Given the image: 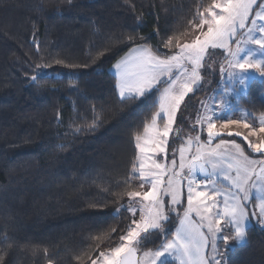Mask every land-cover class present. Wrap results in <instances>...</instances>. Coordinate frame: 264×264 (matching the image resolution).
Instances as JSON below:
<instances>
[{
  "label": "trees",
  "instance_id": "trees-1",
  "mask_svg": "<svg viewBox=\"0 0 264 264\" xmlns=\"http://www.w3.org/2000/svg\"><path fill=\"white\" fill-rule=\"evenodd\" d=\"M210 2L0 0V254L6 264H92L119 246L137 219L125 207L127 192L140 184L132 173L134 137L151 122L158 93L122 102L111 66L135 46L129 36L154 51L159 45V54L175 52L163 42L190 38L198 10ZM37 64L46 67L33 83ZM235 106L250 120L263 114L264 78L252 79ZM229 138L256 156L244 140ZM179 216L165 223L166 238L156 230L142 240L139 255L172 239ZM218 244L223 264H264L261 226L246 227L245 243Z\"/></svg>",
  "mask_w": 264,
  "mask_h": 264
},
{
  "label": "snow or ice",
  "instance_id": "snow-or-ice-1",
  "mask_svg": "<svg viewBox=\"0 0 264 264\" xmlns=\"http://www.w3.org/2000/svg\"><path fill=\"white\" fill-rule=\"evenodd\" d=\"M68 2L71 3V0ZM197 15L198 23H194L193 27L199 34L190 43H181L178 37H170L163 42L164 48L171 49L175 46L176 52L159 54V45L154 51L152 47L136 43V38L129 36V43L135 44V47H130L113 65L115 89L118 90L122 102L139 101L156 93L159 95L149 106V109L157 108L151 116V122L144 125L142 135L136 134L134 137L138 155L136 162L132 164V173L151 187L144 192H127L130 199L140 200L142 206L139 209V219L132 220L134 227L130 226L126 234L120 237L119 246L108 253H100L102 264H169V258L178 261V264H223L224 257L217 242H222L226 248L230 240L237 244L246 242L247 222L251 216L257 215L255 210L248 209L251 199L257 201L258 219L264 220V160L251 159L241 144L224 139L215 147L210 146L212 139L221 135L220 130H229V136L242 135L239 131L233 133L230 130L235 125L249 129L248 135L243 136L248 141L247 148L252 153L264 155V136L260 135L264 134V114L259 117L258 127L244 120L224 118L219 129L212 116H205L198 123H207L208 146L200 143L199 136L189 138V145L195 142L196 149L187 162L186 149H179V169L187 168L188 176L187 207L179 219V226L172 233V239L161 242L155 250L145 251L142 259L136 255L140 242L146 241L152 231L158 230L165 238L168 236L163 222L169 217L164 201L160 199L161 185L166 175V191L171 195V204L181 203V180L177 179L180 172L176 171V160H172L171 174L168 175L167 166L159 163L153 156L166 152L176 113L188 94L201 81L200 69L203 67L202 61L206 52L209 49H224L227 52L230 57L228 79L238 84L241 89H247L248 82L255 78L253 73H259L264 78V3L258 4L257 0H211L202 11L198 10ZM250 17L251 27H248L247 39L243 43L257 46L256 50L245 48L240 40H234L238 29H244ZM232 42L236 44L235 49L231 47ZM55 63L62 64L64 61L57 59ZM35 67L38 74L30 77L33 83L42 78L41 74L46 65L37 64ZM225 71L222 67L221 72ZM158 118L163 121L162 127L158 125ZM249 136L258 139L252 142ZM225 164L227 169L235 171V176L224 171L222 166ZM207 165H211L212 172H208ZM217 169L224 173L223 178L229 180L238 189V193L230 190L224 192L215 186L212 177ZM197 171L205 174L207 178L198 181L195 178ZM209 185L212 186L210 190ZM221 195L222 208L217 200ZM128 210L136 215L135 208L130 207ZM172 210L175 211V208ZM193 214L196 219H193ZM224 231L232 235H223ZM209 239L213 253L211 259L207 258L205 251ZM5 257L6 254H0V264H6ZM92 264H97V261L93 260Z\"/></svg>",
  "mask_w": 264,
  "mask_h": 264
},
{
  "label": "rangeland",
  "instance_id": "rangeland-1",
  "mask_svg": "<svg viewBox=\"0 0 264 264\" xmlns=\"http://www.w3.org/2000/svg\"><path fill=\"white\" fill-rule=\"evenodd\" d=\"M257 2L258 4L264 3V0H257ZM253 15H254V12H253ZM258 23H261V21H258ZM246 25L247 26L244 29H238V33L236 37L234 38V40H240L242 42V46L245 48H251L253 50H256L257 46L252 45L250 43L249 44L243 43V41L247 39V35H246L247 29L248 27H251V17L249 21L246 22ZM205 30H206V26H205ZM198 34H199V31L196 30L195 32H193V35L190 38H186L181 43H190L193 39H195L196 35ZM231 47L235 49L236 47L235 42L231 43ZM229 59L230 57L227 55V52L224 49H209L206 52L205 58L202 61L203 67L200 69L201 81L198 86L194 87V91L188 94L184 102L181 104L180 109L176 113L173 128L170 132L168 143L166 144V152L153 156V158L156 159L159 163L167 166L166 171L168 172V175L171 174V168H172L171 162L173 159H175L177 162L176 171L180 172V176L177 177V179L181 180V186H180L181 187V203L179 205L171 204V195L170 193L166 191L167 178H168L167 175L164 177V180L161 185L160 199L164 201L165 211L169 219H170L171 214H177L179 211V207H182V210H181L182 213L180 214L178 218L179 220L180 217H182L183 215V211L187 207V202H186L187 179H188L187 168H185L184 170L179 169V163H180L179 149L181 147H184L186 149L185 162H187L190 159L191 155L195 153V149H196L195 142L189 145L188 143L189 138H195L196 136H199L200 143H203L206 146H208V143H209L208 137H207V123L205 122L201 124V123H198V121L201 120L205 116H212L213 121L217 123L218 129H219V124L223 122L224 118L244 120L245 122L249 124H254L257 127L259 126L258 121L261 115L254 116V119L250 120L248 118L249 113L246 109L238 108L235 106L239 95L242 93H245L247 89L246 90L241 89L238 84H234L232 81L228 79L227 71L230 70L229 65H228ZM113 65L111 66L110 70L115 75V69ZM222 67L226 70L223 73L221 72ZM253 75L255 76V78H261L259 73H253ZM249 82H248V85H249ZM217 117H220V119H217ZM157 122H158V125L162 127L163 121H161L158 118ZM230 130L233 133L237 131L242 133V135L240 136L233 135L242 140H244L243 136L248 135L249 133V129L237 127L235 125L231 126ZM220 131H221V135L214 137L212 141L210 142L211 147H215V145L219 143L221 139H224L225 141H231V142L238 143L236 140L229 138V137H233L227 134L229 130H220ZM260 135L264 136V134H260ZM257 139H258L257 137L249 136V140L252 142H256ZM244 142L247 145L248 141L244 140ZM134 145H135V140H134ZM227 147L228 146L226 145L225 148ZM222 151H224V149H222ZM227 154L228 153L225 151L226 156ZM253 154L256 156H250L251 159L264 160V155L257 154V153H253ZM137 155L138 153L136 150V158H137ZM222 167L224 168V171L229 172L231 176H235V171L227 169L226 164L223 165ZM207 168H208L209 173L212 172L211 165H207ZM258 170H259V166H257V171ZM223 175L224 173L222 171H220L219 169L216 170L215 175L212 177V179L214 180L215 186L218 188H221L224 192H228L230 190L232 193H238V189L232 186L229 180H225L223 178ZM195 178L199 181V180L206 179L207 177L205 174H202L199 171H197L195 173ZM253 179H255V177H253ZM142 183L143 182L140 179L138 192H144L150 189L151 187L150 184L143 183V186H141ZM211 187H212L211 185L208 186L209 190L211 189ZM252 196L253 197L255 196V191H253ZM217 200L220 202V207L222 208L223 195L217 197ZM251 200L248 202V209L250 211L256 209L255 212L257 213V215L250 217V220L247 222V226L258 225L264 228V220L258 219L259 210H258V207H256L257 201L255 200L254 201L255 203L253 202L254 203L253 204L251 203ZM144 203H147V202H144ZM141 206L142 205L140 203L139 198L129 199V201L125 205L127 209H129L130 207L136 209L137 220L139 219V209L141 208ZM173 208H175V211L172 210ZM193 219H196L194 214H193ZM167 221L163 222L164 229H165V223ZM131 226L134 227V225L132 224ZM204 231H205V234L207 235L208 233H207L206 228L204 229ZM223 235H227V234L223 233ZM217 243H219V241ZM233 244H237V243H235L234 240H230L228 247H232ZM224 248L226 247H223V249ZM205 251L207 253V258L211 259L213 253H212L210 239H209L208 247L205 249ZM108 252H105V253H108ZM144 252L145 251L140 252V255H139L140 259L143 258ZM96 261H97V264H102L101 257H99V259Z\"/></svg>",
  "mask_w": 264,
  "mask_h": 264
},
{
  "label": "crops",
  "instance_id": "crops-1",
  "mask_svg": "<svg viewBox=\"0 0 264 264\" xmlns=\"http://www.w3.org/2000/svg\"><path fill=\"white\" fill-rule=\"evenodd\" d=\"M127 52H128V51H127ZM127 52H126V53H127ZM126 53H125V54H126ZM254 201H255V199H252V200H251V203H253ZM254 203H255V202H254ZM254 203H253V204H254ZM254 210L256 211V209H254ZM178 226H179V222H178L177 227H178ZM174 232H175V231H174ZM169 259H172V258H169ZM177 262H178V261H177Z\"/></svg>",
  "mask_w": 264,
  "mask_h": 264
},
{
  "label": "water",
  "instance_id": "water-1",
  "mask_svg": "<svg viewBox=\"0 0 264 264\" xmlns=\"http://www.w3.org/2000/svg\"><path fill=\"white\" fill-rule=\"evenodd\" d=\"M136 255H137V258H139V253H138V251H137Z\"/></svg>",
  "mask_w": 264,
  "mask_h": 264
}]
</instances>
